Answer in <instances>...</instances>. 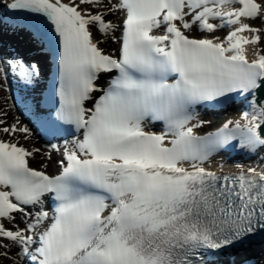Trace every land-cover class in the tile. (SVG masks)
Masks as SVG:
<instances>
[{
    "label": "snow or ice",
    "instance_id": "obj_1",
    "mask_svg": "<svg viewBox=\"0 0 264 264\" xmlns=\"http://www.w3.org/2000/svg\"><path fill=\"white\" fill-rule=\"evenodd\" d=\"M85 4L106 11L80 10ZM0 6L52 26L60 48L56 120L82 134L55 176L29 167L33 152L18 141L0 140V256L16 247L31 264H219L210 257L264 231V168L237 165V173L218 174L205 167L230 140L250 151L264 146V103L254 101L264 88V55L256 47L262 30L245 22L264 20V3L0 0ZM117 12L125 14L118 57L104 54L98 47L104 40L94 42L89 27L115 40L118 25L105 17ZM225 26L235 27L224 39L191 35ZM247 45L255 50L251 61ZM11 67L27 82L39 74L36 65ZM102 73L118 75L105 88L97 84ZM0 77L7 79L2 63ZM234 93L251 94L249 123L229 129V121L216 138L197 135L203 122L193 123L191 106ZM151 121H163L164 130H146ZM0 132L31 136L18 120ZM46 198L53 201L49 210Z\"/></svg>",
    "mask_w": 264,
    "mask_h": 264
},
{
    "label": "bare ground",
    "instance_id": "obj_2",
    "mask_svg": "<svg viewBox=\"0 0 264 264\" xmlns=\"http://www.w3.org/2000/svg\"><path fill=\"white\" fill-rule=\"evenodd\" d=\"M113 2H118V0H113ZM258 2L259 3H264V0H258ZM76 3L78 4L79 3V0H76ZM101 7V9L99 8L98 10H101V11H106V8L104 7V6H100ZM80 10H88V11H91L93 14H95V13H97V12H100V11H96L95 10V8H94V6H92V5H87V4H85V5H80ZM124 16V13L123 12H117V13H114V17L112 18V20H114L115 21V24H117L118 25V29H117V31L114 33V35H119V31H120V27H121V22H122V17ZM259 20V19H258ZM258 20H254V22L253 21H249V20H245V21H247V23H249L250 25H252L253 27H255V25L257 26V25H262V27L260 28L262 31H261V33H260V35H261V37H262V39H261V42H260V44H262V42L264 43V22H258ZM204 35H211V34H207V33H203ZM217 34H219V32L217 31L216 33H214V35H217ZM243 35H246V36H251L252 34H250V33H244ZM24 37L25 36H21L20 38H19V35H17L16 37H13L12 38V40L10 39V38H5L4 39V41H5V43L7 44V42H11L10 43V47L11 48H13V49H18V48H20V49H23L24 48V46L26 45L25 44V40L26 39H24ZM222 39H224L223 37H222ZM105 41V40H104ZM259 44V45H260ZM101 45H103V44H101ZM100 46V45H99ZM115 46H116V44L115 45H113V46H110V48H109V50H113L114 48H115ZM263 47H262V50H260L259 49V53L261 54L262 53V55H264V52H263V49H264V45H262ZM101 47V46H100ZM257 47V46H256ZM103 48L104 49H106V45L105 46H103ZM246 49H247V51H246V55H247V58H249V59H255L256 58V55H255V50H254V48H253V46H251V45H247L246 46ZM115 50V49H114ZM253 53H252V52ZM1 80H0V82H1V84H5L6 83V81L4 80V78L3 77H1L0 78ZM3 93L4 94H6V91L4 90L3 91ZM0 103L1 104H3L4 102H3V98L2 97H0ZM253 109L249 112V114H247V118L245 119V115L243 116V117H241V119H242V122H243V124L245 125V124H248L249 123V121L252 119V116L254 115V112H255V107L253 106L252 107ZM229 112V111H228ZM5 113H6V115H3V118L4 119H7V121H10V122H13V123H16L17 122V120L19 121L20 120V118H18V115L16 114L15 115V113H14V111H13V109H10V108H7L6 109V111H5ZM19 123H20V121H19ZM28 144H33V141H28ZM31 147H33V146H31ZM263 148H264V146H263ZM47 150H51L50 149V147L49 148H46ZM53 152V158H54V156L56 157V158H61L62 157V155H64V153L63 154H59V153H57V152H55L54 150L52 151ZM63 152V151H62ZM64 152H65V150H64ZM54 160V159H53ZM53 160H49V161H46V160H43L42 159V157L39 155H36V154H33L32 156H31V158H30V161H33L34 163H36L37 164V168L38 169H40V168H43L44 170L45 169H47V170H53V169H55V168H57L56 166H55V160L53 161ZM250 164V165H249ZM45 165H46V167H45ZM237 165H242L243 166V168L245 169V170H247L249 167H259L260 168V166L261 165H264V157L262 158V159H259V162H257V165L255 164H251V163H248V164H242V163H240V164H237ZM237 165H229V164H227V165H225V167H224V169H226V170H228V171H236V170H240L238 167H237ZM262 167V166H261ZM28 222H31V221H28ZM5 223V227H11V225L10 224H8L6 221L4 222ZM21 227H24V225L23 226H21ZM262 254L264 255V251L262 252ZM0 261H2V258L0 259ZM4 262V261H3Z\"/></svg>",
    "mask_w": 264,
    "mask_h": 264
},
{
    "label": "rangeland",
    "instance_id": "obj_3",
    "mask_svg": "<svg viewBox=\"0 0 264 264\" xmlns=\"http://www.w3.org/2000/svg\"><path fill=\"white\" fill-rule=\"evenodd\" d=\"M107 3V2H106ZM105 3V4H106ZM95 8V10L97 11L99 8L101 9V7H94ZM107 18H113L114 17V13H110L109 15H107L106 16ZM258 22H263V20H261V19H259V21ZM93 32H94V37H96V41H100V40H105L104 41V43H99V45L103 48V46H105L106 45V50H108L109 48H110V46H113L114 45V43H115V40H113L112 38H111V36H107V37H105V36H101V34L98 32V31H96L95 30V28H93ZM101 44H103V45H101ZM264 44V43H263ZM259 47H262V45L260 44V45H258ZM258 48V47H257ZM109 51V50H108ZM1 83V82H0ZM3 87H2V85L0 84V97H2L3 98V104H1L0 103V119H3L4 121H5V124L4 125H0V127H5V126H11L12 124V122H10V121H7V119H4L3 118V113H5V111H6V106H8V104H7V102H6V100H5V98H4V96L5 95H3L4 93H3ZM234 113V111L233 110H231V109H229V112L228 111H225L224 113H220L219 115H217L216 116V119H213V120H211V124H209V125H207V127H205V128H207V129H212V128H214V127H216V125H218L219 123H221V121L222 120H226V119H228V118H230V116L232 115ZM206 129V130H207ZM0 139H4V140H10V141H14V142H17L18 141V143L20 144V145H22V146H24V147H31V146H33V145H36V147H38V146H40L39 145V143L38 142H35L34 140H33V138H25L24 137V135H23V133H16L14 136H10V135H8V134H5V133H3V132H0ZM28 141H33V144H28ZM39 148V147H38ZM37 148V149H38ZM29 148H27V150H28ZM29 151H30V149H29ZM34 154H36V155H40L41 157H42V159L43 160H46V161H49V160H52V159H49L48 157H47V154L45 153V149L43 148V151L41 150H39L38 152H34ZM54 160H55V163H56V161H59L58 160V158H54ZM53 160V161H54ZM30 165H32V166H36L37 167V164L36 163H34L33 161H30ZM4 251V249H0V252H3ZM1 258H2V260L3 261H5V263L4 264H13V262H14V260H13V257H14V255L12 254V253H9L8 252V257H4V256H0Z\"/></svg>",
    "mask_w": 264,
    "mask_h": 264
},
{
    "label": "water",
    "instance_id": "obj_4",
    "mask_svg": "<svg viewBox=\"0 0 264 264\" xmlns=\"http://www.w3.org/2000/svg\"><path fill=\"white\" fill-rule=\"evenodd\" d=\"M254 99L257 103H264V88L256 90Z\"/></svg>",
    "mask_w": 264,
    "mask_h": 264
}]
</instances>
